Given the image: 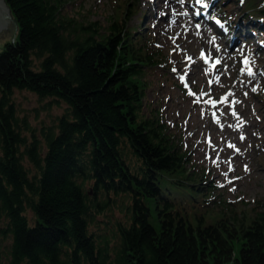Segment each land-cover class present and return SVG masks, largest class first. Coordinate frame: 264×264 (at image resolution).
<instances>
[{
  "label": "trees",
  "instance_id": "obj_1",
  "mask_svg": "<svg viewBox=\"0 0 264 264\" xmlns=\"http://www.w3.org/2000/svg\"><path fill=\"white\" fill-rule=\"evenodd\" d=\"M63 1L6 0L17 33L0 51V264H264V204L217 197L145 111L159 52L126 23L135 0H110L104 30ZM230 3L227 20L264 42V0ZM23 90L66 108L33 125Z\"/></svg>",
  "mask_w": 264,
  "mask_h": 264
},
{
  "label": "rangeland",
  "instance_id": "obj_2",
  "mask_svg": "<svg viewBox=\"0 0 264 264\" xmlns=\"http://www.w3.org/2000/svg\"><path fill=\"white\" fill-rule=\"evenodd\" d=\"M135 2L136 10L127 15L126 23L141 25L152 38V47L159 52L146 73L145 111H158L160 121L181 148L187 151L190 160L197 167H203L216 183L217 197L224 198L231 206L244 203L253 205L256 200L264 204V42H259L255 34L243 31L241 24L232 25L226 14L219 10L221 0H205L208 7L197 4L196 0H185L183 4L179 0ZM229 3L232 4V0ZM112 4L110 0H65L63 9L84 24L97 22L104 30L110 16L116 13V7ZM197 12L200 14L196 15ZM171 14H175V19L183 17L185 21L184 24L179 22L178 36V29L171 28L167 23L172 19ZM216 20L222 26L217 25ZM14 22L16 24L15 19ZM252 22L259 23L261 20L254 18ZM197 23L200 24L199 29L195 27ZM16 33L17 25H8V30H2L0 51ZM211 37H216L219 51L210 43ZM202 50L206 54L210 52L213 58L219 57L222 64L206 73L204 69L210 65L200 59ZM183 54L191 56L196 63L189 68V62L183 61L186 57ZM244 56L252 59L255 78L241 73ZM225 65L227 72L221 75L220 83H216L214 76L223 72ZM174 67L178 71L173 72ZM185 72L186 82H182L180 76ZM253 87L257 88L256 92L252 91ZM189 90L200 96L199 105L187 94ZM229 91L235 94L229 97V101H242L234 105L235 111L246 122L242 129L229 127L237 124L236 118L230 114L233 106L222 102ZM244 92H247V96H244ZM15 98L23 115H27L33 125L48 122L52 115L61 114L66 108L63 102L53 103L46 108L45 103L49 98L41 100L28 90L16 91ZM207 100L218 103L212 108L204 103ZM213 111L217 113L220 124L212 119ZM241 135L246 139L241 140ZM209 139L211 144L208 143ZM229 143L240 151L229 148ZM229 161L234 171L229 170ZM245 166L248 171H245ZM224 173L228 174L227 177ZM229 180L232 182L229 183ZM109 215L113 219L121 214L118 209H113Z\"/></svg>",
  "mask_w": 264,
  "mask_h": 264
},
{
  "label": "snow or ice",
  "instance_id": "obj_3",
  "mask_svg": "<svg viewBox=\"0 0 264 264\" xmlns=\"http://www.w3.org/2000/svg\"><path fill=\"white\" fill-rule=\"evenodd\" d=\"M179 2L181 4H183L185 2V0H179ZM196 3L197 4H202L203 7H208V4L205 2V0H196ZM161 14H163V13H161ZM199 14H200L199 12L196 13V15H199ZM215 23L217 25H221V22L219 20H216ZM195 27L197 29H199L200 28V24L197 23L195 25ZM197 35H199V32H197ZM210 43L213 46H215V48H216L217 51H219V46L216 44V37H211ZM173 51L175 52V51H177V49H173ZM185 59L189 62V64H188V67L189 68H190L191 64L196 63V61L191 56H186ZM200 59L203 61L204 64L210 65V67L204 69V71L206 73L211 72L213 69H216L217 66H219V65L222 64V60L219 57L213 58L210 52L206 54L203 50L201 51ZM252 62L253 61H252V59L249 56H244V58L242 60L243 67L240 70L242 74L247 75L249 78H255V75H256V73L254 72V70H253V68L251 66L252 65ZM172 70H173V72L178 71L175 67ZM224 72H227V66L226 65L223 66V72H219V73H217L214 76V80H215L216 83H220V77H221V75ZM186 77H187V72H185L184 74H182L180 76V80L182 82H186ZM249 82H251V80ZM252 91L253 92H256L257 91V88L256 87H253L252 88ZM187 94L189 96H192L193 97V102L194 103H196L198 105L201 103L200 96H198L196 93H194V92H192V91L189 90L187 92ZM204 95H207V93H205ZM234 95H235L234 92L229 91L228 94L223 97L222 102L225 103V104H231L233 106V107L230 108V114L233 117H235L236 120H237V124L236 125H229V127H235L237 129H242L243 126H244V124L246 122L243 121V119L239 116V114L234 109V105L240 104V103H242V101L236 100V99H233V100L229 101V97L230 96H234ZM244 96H247V92H244ZM204 103H207V104L211 105L212 108H215L218 102L215 101V100H207V101H204ZM202 115H203V113H202ZM211 116H212V119H214L217 124H220L219 117L217 116V113L215 111L211 112ZM221 127H223V125H221ZM190 135H191V133H190ZM240 139L241 140H244V139H246V137L243 136V135H241L240 136ZM208 143L211 144V140L210 139L208 140ZM228 147L235 149L236 152H239L240 151L238 148H236L235 145H233L231 143L228 144ZM218 160H219V157H217V161ZM215 162L216 161H214V163ZM228 163H229V170L230 171H234V168L232 167L230 161ZM245 171H248L247 166H245ZM224 175H225V177H227L228 174L227 173H224ZM228 182L231 183L232 181L229 180ZM221 186H223V185H221Z\"/></svg>",
  "mask_w": 264,
  "mask_h": 264
},
{
  "label": "water",
  "instance_id": "obj_4",
  "mask_svg": "<svg viewBox=\"0 0 264 264\" xmlns=\"http://www.w3.org/2000/svg\"><path fill=\"white\" fill-rule=\"evenodd\" d=\"M11 15L6 0H0V36H2V30H8V25H16Z\"/></svg>",
  "mask_w": 264,
  "mask_h": 264
},
{
  "label": "bare ground",
  "instance_id": "obj_5",
  "mask_svg": "<svg viewBox=\"0 0 264 264\" xmlns=\"http://www.w3.org/2000/svg\"><path fill=\"white\" fill-rule=\"evenodd\" d=\"M162 6V5H161ZM12 16V15H11ZM171 16V18L172 19H169V20H171V22L169 23V20H167V23H168V25L171 27V28H173V29H176L179 25H180V21H182V24H184V18L183 17H178V18H176L175 19V14H171L170 15ZM155 17V19L157 18V16H154ZM12 18H13V16H12ZM13 20H14V18H13ZM178 29V28H177ZM180 30L178 29L177 30V36H178V32H179ZM184 56H186V54H183V57ZM186 59L185 58H183V61H185Z\"/></svg>",
  "mask_w": 264,
  "mask_h": 264
}]
</instances>
